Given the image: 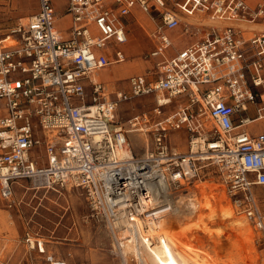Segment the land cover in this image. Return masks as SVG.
<instances>
[{
    "label": "built area",
    "instance_id": "2783aa9c",
    "mask_svg": "<svg viewBox=\"0 0 264 264\" xmlns=\"http://www.w3.org/2000/svg\"><path fill=\"white\" fill-rule=\"evenodd\" d=\"M54 1L38 0L25 22L0 32V201L12 206L16 185L79 189L118 251L116 201L170 206L166 195L173 207L186 203L214 168L264 237L252 194L264 186V130L251 128L264 117V31L247 25L264 21V0H61L63 30ZM138 11L150 22L152 71L117 87L98 72L126 59L127 22ZM178 28L176 37L193 40L172 53ZM144 96L154 98L151 110L122 121V105ZM179 130L184 152L170 141ZM129 133L146 135L140 154ZM24 241L41 264H68L28 229ZM128 256L120 263L137 264Z\"/></svg>",
    "mask_w": 264,
    "mask_h": 264
},
{
    "label": "rangeland",
    "instance_id": "374dc122",
    "mask_svg": "<svg viewBox=\"0 0 264 264\" xmlns=\"http://www.w3.org/2000/svg\"><path fill=\"white\" fill-rule=\"evenodd\" d=\"M54 4L58 9L56 24L66 27L67 16H62L60 9L62 1L55 0ZM37 6L38 0H0V32H6L16 24L25 22L27 16L33 13ZM136 15L142 17L144 21L148 20L143 13L137 12ZM136 15L130 17L127 29L129 36H136L139 43L138 51L136 41L127 37L128 54L124 62L110 64L98 72L101 80L117 87L124 86L132 74L152 71L153 60L147 56L153 44L146 36L144 27L137 23ZM204 21L210 23L209 20ZM145 28L149 30L148 25H145ZM123 65H128L125 71L121 69ZM153 105L152 96L126 102L120 112L121 120L125 121L134 113L150 111ZM257 124L264 126L262 123ZM185 135L182 130L172 132L170 135L172 146L179 152L186 150ZM129 140L132 151L140 154L146 135L129 133ZM213 169L211 168L206 179L199 184L207 189L206 195L209 196L206 197L212 200L210 202L213 205L217 203L216 207L213 206L215 219L210 208H204L197 213L185 210L181 216L164 227V230L172 232L171 235L180 241L196 247L197 249L194 248L196 250L192 248L194 252L190 250V254L196 255L205 264H264L262 232L246 217L247 205L236 201L240 195L229 196L220 176ZM254 189L263 196L256 197V202L264 213V186L257 185L252 188ZM197 197L203 201L202 194L198 193L195 198ZM229 207L232 213L225 216V211ZM243 217L247 222H243ZM204 225L206 227L203 228ZM26 229L41 236L46 251L64 259L68 264H121L120 254L116 248L112 249L110 236L104 226L88 217V209L79 189H62L56 192L23 189L16 185L14 204L7 206L0 201V264L42 263V254L29 248L24 241ZM201 250L208 256L202 258Z\"/></svg>",
    "mask_w": 264,
    "mask_h": 264
},
{
    "label": "bare ground",
    "instance_id": "6f19581e",
    "mask_svg": "<svg viewBox=\"0 0 264 264\" xmlns=\"http://www.w3.org/2000/svg\"><path fill=\"white\" fill-rule=\"evenodd\" d=\"M127 67L128 65H123L121 69L125 71ZM158 97L160 99H166L164 94H160ZM206 125L210 126L209 122H207ZM198 191L199 194L203 195V201L198 199V197L194 199L190 198L186 203L179 199L174 207L171 204L170 197H167L166 195H163V197L167 198L166 202L169 203L170 206L165 204L155 207L156 203H150L143 198H141L136 204L116 201L117 203L113 205V212L116 215V220L113 222V226L119 231V234L116 236L118 244L122 246V249H118V251H120L119 254L129 255L137 264H205V262L203 261V263L199 260L196 255L193 256L190 254V250H196V247L190 246L187 242L180 241L175 238V236L171 235L172 232L170 233L169 231L164 230V227H167L176 219L172 218L173 214L174 217H179L185 210L189 213H197L204 208H210L212 211V217L215 219V209L213 206L217 203L213 205L212 202H210L211 199L206 197L209 196L206 195L207 189L200 184ZM129 206L138 208L136 210L137 215L133 217H129L127 215L126 209ZM230 210L231 207L225 211V216H227L228 213H232ZM139 214L142 215L139 216ZM242 220L243 222H247L245 217H243ZM204 227L206 226L204 225L203 228ZM186 232H184L185 235ZM201 254L202 258L206 257V255L208 256V254L203 250H201Z\"/></svg>",
    "mask_w": 264,
    "mask_h": 264
},
{
    "label": "crops",
    "instance_id": "0c3cea01",
    "mask_svg": "<svg viewBox=\"0 0 264 264\" xmlns=\"http://www.w3.org/2000/svg\"><path fill=\"white\" fill-rule=\"evenodd\" d=\"M250 6H255L257 5L258 2H260V0H246ZM140 12V11H138ZM142 13V12H140ZM145 15V14H144ZM67 16V15H66ZM146 16V15H145ZM147 17V16H146ZM68 18V16H67ZM58 17L56 18V21H57ZM136 21L137 23H139L142 27H144V30L147 31V29L145 28V25H150V22L149 20L145 19H142V17H139L138 15H136ZM205 22V21H204ZM208 23V22H207ZM210 23H213L210 21ZM216 24H219L221 22H218V21H215ZM248 26H250L249 28L253 29V30H256V31H264V21H261V22H257V23H250V24H247ZM60 26V27H58ZM263 26V27H262ZM57 27L60 29H64L65 26H61V25H57ZM7 32V31H6ZM180 32V29H175L171 32V35L174 37V43H173V47L172 49L170 50V52L174 53L176 52L177 50H179L180 48L188 45L193 39L188 36V35H184V36H180V37H176ZM128 38H132L134 41H136L137 45H136V48L138 47L139 43H138V40L136 38V36H128ZM127 43V42H126ZM125 50H126V44H125ZM138 51V48L137 50ZM126 53L128 54L127 50H126ZM124 62V60L122 61ZM122 62H118V63H122ZM118 63H114V64H118ZM107 71H109V69H107ZM128 76V75H127ZM252 113V111H251ZM263 120V121H261ZM261 121V122H259ZM257 123H262L264 125V117L258 119L255 123H253L251 125V128L252 130H254L255 132L257 131H262L264 130V126L261 127L259 126ZM252 194H253V197L256 198V197H263L260 195L259 191H257L256 189L255 190H252Z\"/></svg>",
    "mask_w": 264,
    "mask_h": 264
}]
</instances>
